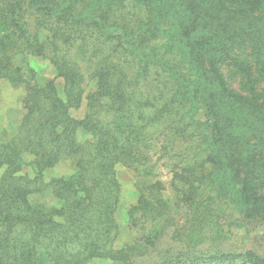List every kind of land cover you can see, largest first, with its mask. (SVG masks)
<instances>
[{
  "label": "trees",
  "instance_id": "obj_1",
  "mask_svg": "<svg viewBox=\"0 0 264 264\" xmlns=\"http://www.w3.org/2000/svg\"><path fill=\"white\" fill-rule=\"evenodd\" d=\"M0 79L27 91L0 131V264H129L177 214L219 235L264 219V0H0ZM118 165L144 242L118 245ZM154 264L264 255L188 244Z\"/></svg>",
  "mask_w": 264,
  "mask_h": 264
},
{
  "label": "rangeland",
  "instance_id": "obj_2",
  "mask_svg": "<svg viewBox=\"0 0 264 264\" xmlns=\"http://www.w3.org/2000/svg\"><path fill=\"white\" fill-rule=\"evenodd\" d=\"M39 75L43 80L54 77L55 73L51 66L45 60H39L37 63ZM57 83L62 87L63 83L57 78ZM27 91L21 87H14L5 79H0V131L8 133L15 129L25 111V98ZM86 110V100L82 107L73 110V114L82 117ZM69 170L68 165H61L53 170L56 172H65ZM117 176L121 182V201L118 208V219L120 223V235L118 245L133 244L144 242L146 234L150 233L152 224L143 219H130L129 209L137 201V191L134 185L135 176L132 170L123 165L117 166ZM173 225H169L156 240V244L149 251L142 255H135L129 264H154L161 261L166 255L175 254L188 245L193 251H218L226 250L233 252H243L254 250L264 255V219L248 221L247 224H240L237 220H228L222 218L219 224V230L222 235L216 232L210 220L204 221L199 227H192L191 223H185L182 215L177 214ZM174 222V221H172ZM213 224V223H212ZM190 225L186 231L185 226ZM219 238V240H215ZM193 246L195 248H193ZM89 264H122L120 261L109 259L93 260Z\"/></svg>",
  "mask_w": 264,
  "mask_h": 264
}]
</instances>
